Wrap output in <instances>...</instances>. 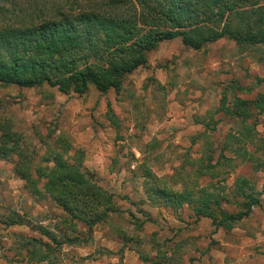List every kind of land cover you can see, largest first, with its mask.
<instances>
[{
	"label": "rangeland",
	"instance_id": "obj_1",
	"mask_svg": "<svg viewBox=\"0 0 264 264\" xmlns=\"http://www.w3.org/2000/svg\"><path fill=\"white\" fill-rule=\"evenodd\" d=\"M62 1L0 0V22ZM146 60L116 93L0 85V264H264V114L215 127L214 113L223 94L230 103L264 95V43L222 38L192 51L173 39ZM245 128V143L229 138ZM54 157L111 195L104 222L88 229L43 193L37 174ZM237 187L256 200L230 229L197 217L205 194L211 206L226 199L222 212L245 211Z\"/></svg>",
	"mask_w": 264,
	"mask_h": 264
},
{
	"label": "trees",
	"instance_id": "obj_2",
	"mask_svg": "<svg viewBox=\"0 0 264 264\" xmlns=\"http://www.w3.org/2000/svg\"><path fill=\"white\" fill-rule=\"evenodd\" d=\"M30 7L26 17L9 24L0 22V85L28 89L45 84L63 94H82L91 85L100 94L108 90L116 93L123 78L146 66V54L161 42L179 39L192 51L203 50L222 38L237 45L264 43V4L258 0H64L56 6L34 3ZM6 16L7 11L0 6V20ZM227 95H222L216 111L229 121L233 118L244 123L251 109L264 114V95L253 102L232 97L231 103ZM246 130L244 136L234 133L229 138L245 143ZM4 145L2 141L3 155L8 153ZM24 174L18 171L26 182H33ZM37 176L46 178L43 193L70 220H81L88 229L114 212L111 195L60 157L53 158L46 174L39 171ZM242 184L247 185V180L242 179ZM235 193L248 200L239 205L245 211L222 212L219 203L226 199L215 196L211 206L210 194H205L196 207L197 217L210 219L214 230L230 229L256 200L241 187ZM180 197L191 202L188 194Z\"/></svg>",
	"mask_w": 264,
	"mask_h": 264
},
{
	"label": "crops",
	"instance_id": "obj_3",
	"mask_svg": "<svg viewBox=\"0 0 264 264\" xmlns=\"http://www.w3.org/2000/svg\"><path fill=\"white\" fill-rule=\"evenodd\" d=\"M160 44V43H159ZM158 44V45H159ZM147 62V60H146ZM219 106V105H218ZM217 106V107H218ZM216 107V108H217ZM216 108H215V127L217 126V124H219L221 121H224V120H227L228 121V118L226 116H224L221 112H217L216 111Z\"/></svg>",
	"mask_w": 264,
	"mask_h": 264
}]
</instances>
